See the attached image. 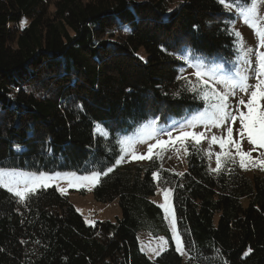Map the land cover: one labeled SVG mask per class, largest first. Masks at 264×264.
<instances>
[{"label": "trees", "instance_id": "16d2710c", "mask_svg": "<svg viewBox=\"0 0 264 264\" xmlns=\"http://www.w3.org/2000/svg\"><path fill=\"white\" fill-rule=\"evenodd\" d=\"M230 15L217 0L171 11L167 0H0V168L98 170L94 199L120 209L114 222L92 226L55 187L23 203L0 188V264H264V177L210 171L191 145L183 175L156 156L116 164L120 136L202 108L178 79L182 58H233ZM161 184L173 190L186 261L151 201ZM140 231L167 237L168 248L149 260Z\"/></svg>", "mask_w": 264, "mask_h": 264}, {"label": "snow or ice", "instance_id": "6c2138e0", "mask_svg": "<svg viewBox=\"0 0 264 264\" xmlns=\"http://www.w3.org/2000/svg\"><path fill=\"white\" fill-rule=\"evenodd\" d=\"M227 10H235L243 24L253 30L257 38L255 48L246 47L239 31L234 32V36L241 50L240 59L242 65L230 77L213 78L212 75L206 74L201 68L194 65L196 70L190 75L195 77V82L188 77L180 76L178 79L186 81V90L196 94L204 102V111L198 112L196 115L188 119L177 131L179 135L173 136L170 128H156V121L153 120L148 125L146 136L138 137L137 140L124 142L126 147L122 151L128 152L134 149L136 143H145L146 140L153 139L155 143L148 146V154L136 155L131 151L132 158L135 160L152 159L153 149L163 148L167 145L175 146L179 141L181 146L187 140L200 144L202 139H209L205 131H192L198 127H203L206 131L212 128L222 129L226 135H211L209 139V148L211 145L218 144L220 151L215 153L216 167L210 171L219 173L222 168V158L227 162L239 158V167L247 170L249 166L259 168L264 171V9L261 4L264 0H217ZM24 22H22L23 25ZM216 85L222 86L217 88ZM237 93L243 94L233 105L232 98ZM246 97V99H245ZM238 122L239 127L235 128ZM234 133L238 139H234ZM160 134L168 137L167 141L160 139ZM246 140L251 146L250 149L244 150L242 141ZM179 151V148L176 149ZM234 150V151H233ZM252 152H258L259 155L253 159ZM185 154L187 149L185 148ZM209 157L213 155L211 151L207 153ZM159 155V153H157ZM120 160H116V164H120ZM109 167L104 175L112 172ZM183 175V173H179ZM153 179H159L157 172L152 173ZM57 176H46L41 172L39 175L35 173H19L0 168V188L6 189L9 193L19 199V202H25L30 195L35 194L41 186L48 187L51 182L55 181ZM100 174L93 172L90 176L77 178V184L89 183L95 186L99 182ZM70 186L73 184L69 180ZM64 191L63 189H60ZM163 196V203L159 207L163 210L164 218L170 224L171 239L175 244V251L180 255H187L186 241L182 239L180 232L177 230L176 216L172 206L173 190L171 188L160 189ZM88 222V221H86ZM159 250L152 249L156 256L165 251V246L169 241L163 236L159 237Z\"/></svg>", "mask_w": 264, "mask_h": 264}, {"label": "rangeland", "instance_id": "374dc122", "mask_svg": "<svg viewBox=\"0 0 264 264\" xmlns=\"http://www.w3.org/2000/svg\"><path fill=\"white\" fill-rule=\"evenodd\" d=\"M183 2V0H167V7L168 10L171 11L177 7L178 4ZM262 9H264V4L260 5ZM230 12L228 25L230 26L232 36L234 38L235 42V55L233 58H231L228 61H221L218 60L216 62H211L210 58L205 57L204 59L200 60L199 65H197L195 62L190 63L188 59L185 57L182 58L184 61V66L179 69L178 77L185 76L188 77V79L195 82V77L190 75L192 72L196 70V67L201 68L206 74L212 75L213 78L218 77H230L235 75V73L238 71L240 66L242 65L243 61L240 59L241 57V50H239L238 43L236 41V38L234 36V32L239 31L242 35L244 44L246 47L249 48H255L258 41L256 36L253 33V30L247 27L243 24L242 20L236 13V11L233 10H227ZM188 53H191V50L187 49ZM138 55L140 57H144L143 51H139ZM198 56L197 54H194ZM194 65L196 67H190L189 65ZM185 81V80H184ZM217 88H221L222 86L216 85ZM243 94L237 93V96L235 98H232L231 103L235 105L236 101L242 96ZM246 99V97H245ZM203 101V100H202ZM204 102L202 108L197 111L190 113L183 117H177V118H170L166 122H164L159 128H156L159 131L160 128H170L172 130L173 136L179 135V132L177 129H179L184 123L190 119L192 116L196 115L198 112L204 111ZM234 129L239 127L238 122L233 125ZM148 126L140 129L137 132H134L129 135H124L119 137V142L121 145V149L125 148L126 145L122 144L121 141L128 142V141H134L137 140L138 137H144L146 136V133L148 131ZM96 131L98 134L105 136V133L99 128H96ZM192 131H205L206 136L210 139L211 135L215 134L217 136L226 135L222 131V129H216L212 128L211 131H206L203 127H198L197 129H193ZM160 139L167 141L168 137L160 134ZM209 139H202L200 144H195L194 141L187 140L184 142L183 146H181V143L179 141L176 142L175 146L167 145L163 148H155L153 149V156H156L160 162V165L163 169H165L169 173L178 174L184 173L186 171V154H185V148L187 149L188 145L199 147V149L202 151L206 159L208 160L209 167L211 169L216 167V156L215 153H218L220 151V148L218 144L211 145V148H209ZM234 139H238V136L234 133ZM155 143V140L149 139L146 140L145 143H136L134 146V149L125 152L122 151L123 159L121 160V165L123 166H129V165H146L150 159H144V160H135L132 158L131 151H134L136 155H144L147 156L148 154V146L150 144ZM242 147L244 150H248L251 148L250 145L247 144V141H242ZM179 148V151L176 149ZM209 151L213 153L211 157L207 154ZM234 151V150H233ZM264 151V150H260ZM159 153V155H157ZM259 155L258 152H252V158L255 159ZM152 156V157H153ZM121 159V158H120ZM222 165H228V168L230 166H236L238 167L239 171H241L243 174H245L247 177L252 178L255 175H258L260 177H264V171H261L258 167L253 168L249 166L247 170L241 169L239 167V158L237 157L234 161L229 160L227 162L224 161V158H222ZM9 171H15L19 173H31V172H25V171H19V170H11L7 169ZM93 172L99 173L101 176V173L98 170H92L84 173H74V172H55V173H45L46 176H57L58 178L51 182L49 187H55L58 193L65 196L69 203L74 207L76 212L80 214L83 219L88 222H86L89 225L92 226H98L101 225L104 221H111L114 222L117 218L120 217V209L118 205V201L115 199L108 203H101L94 199L93 196V189L96 186H92L89 183H83L80 186H75L77 184V178L83 177V176H90ZM107 172V171H106ZM36 175H39V173H35ZM69 180L73 182V184L70 186ZM165 185V184H164ZM167 187L166 185L163 186V184L158 185V188L154 194V196L151 198V201L156 204L159 207V204L163 203V196L160 189ZM45 187L41 186L38 189H46ZM169 188V187H167ZM60 189H63L64 191H61ZM160 208V207H159ZM161 209V208H160ZM162 213L163 210L161 209ZM164 217V213H163ZM165 220V218H164ZM165 223L169 229L170 232V238H171V231H170V224L168 221L165 220ZM163 235H160L158 237H152L145 231H140L137 234L138 242L140 245V248L142 252L146 255V257L153 261L156 257L155 252L152 251V249L159 250L160 247V240L159 237ZM165 240H167V237L163 236ZM168 241V240H167ZM172 241V239H171ZM173 246L175 247L174 242L172 241ZM169 244L165 246V250L168 248ZM182 256V255H181ZM183 260H187V256H182Z\"/></svg>", "mask_w": 264, "mask_h": 264}]
</instances>
